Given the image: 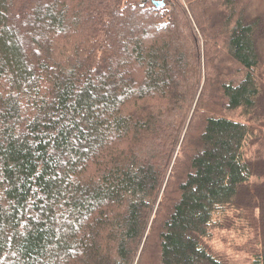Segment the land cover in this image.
I'll return each mask as SVG.
<instances>
[{"label": "trees", "instance_id": "obj_1", "mask_svg": "<svg viewBox=\"0 0 264 264\" xmlns=\"http://www.w3.org/2000/svg\"><path fill=\"white\" fill-rule=\"evenodd\" d=\"M263 40L247 0H0V264H226L257 203L264 264Z\"/></svg>", "mask_w": 264, "mask_h": 264}, {"label": "rangeland", "instance_id": "obj_2", "mask_svg": "<svg viewBox=\"0 0 264 264\" xmlns=\"http://www.w3.org/2000/svg\"><path fill=\"white\" fill-rule=\"evenodd\" d=\"M249 15L261 17L264 20V0H247ZM260 53L264 60V40L260 42ZM238 113L234 114L236 118ZM256 139L251 143L250 157L260 160L264 171V122L256 125ZM264 184V178L259 180ZM258 203L251 210L238 213L229 211L222 218V227L214 232L207 242L211 251L226 264H254L255 258L261 252L260 211Z\"/></svg>", "mask_w": 264, "mask_h": 264}, {"label": "water", "instance_id": "obj_3", "mask_svg": "<svg viewBox=\"0 0 264 264\" xmlns=\"http://www.w3.org/2000/svg\"><path fill=\"white\" fill-rule=\"evenodd\" d=\"M156 5H157L158 7H162V6H163L162 3H156Z\"/></svg>", "mask_w": 264, "mask_h": 264}]
</instances>
